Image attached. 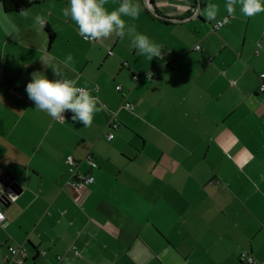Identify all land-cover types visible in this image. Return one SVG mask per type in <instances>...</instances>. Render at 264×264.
<instances>
[{"label": "crops", "instance_id": "1", "mask_svg": "<svg viewBox=\"0 0 264 264\" xmlns=\"http://www.w3.org/2000/svg\"><path fill=\"white\" fill-rule=\"evenodd\" d=\"M200 1L134 0L129 22L161 46L152 60L127 36L85 40L63 16L69 0L27 18L0 6V175L22 190L14 203L0 192V264L9 247L25 250L21 264H264V12ZM208 3L227 19L220 30L196 16ZM51 67L103 106L91 127L29 99L34 72L58 78ZM68 156L93 184L74 186Z\"/></svg>", "mask_w": 264, "mask_h": 264}, {"label": "clouds", "instance_id": "2", "mask_svg": "<svg viewBox=\"0 0 264 264\" xmlns=\"http://www.w3.org/2000/svg\"><path fill=\"white\" fill-rule=\"evenodd\" d=\"M108 0H69L67 7L63 8V16L70 18L77 25L79 34L88 41H97L118 37H129L131 46L137 50V54L146 56L149 60L161 57V46L153 42L147 35L138 32L136 25L129 21L139 18L140 10L134 0H120L119 6L109 11L105 5ZM246 17L255 16L264 12V0H225L224 7L229 14H234L236 7ZM219 7L208 3L199 12L208 22L217 21ZM27 18L28 12H21ZM127 17L128 20H125ZM35 24L46 25L45 19L37 15ZM219 22V21H217ZM44 65L46 61L42 57ZM73 57L68 54L61 61L65 67L72 64ZM58 77L50 80L41 72H34L32 80L26 86V92L30 100L35 103L36 109L47 113L52 119L63 122L64 113L71 111L72 120L81 122L84 127H91L94 116L102 110V105L87 88L78 87L74 79H68L59 67H51ZM152 74L148 73V79ZM4 195V190L0 187ZM7 198L15 202L19 197L8 191Z\"/></svg>", "mask_w": 264, "mask_h": 264}, {"label": "built area", "instance_id": "3", "mask_svg": "<svg viewBox=\"0 0 264 264\" xmlns=\"http://www.w3.org/2000/svg\"><path fill=\"white\" fill-rule=\"evenodd\" d=\"M227 22V19L225 18L224 20H221L217 23V25L215 26V30H220L221 27H223L225 25V23ZM260 80H261V86H260V91L262 93H264V73L261 74L260 76ZM136 79V77H135ZM118 91L122 90V87L119 86L117 88ZM123 108H125L126 110L132 111L133 110V105L131 103H129L128 101L123 105ZM109 126L113 129V130H117L119 128V123L112 120L109 123ZM115 138V134L113 132L108 134L107 139L108 140H113ZM66 163L69 166V175H72L73 177V184L75 187L77 188H83L87 185L93 184L95 182V179L93 176H80L77 175L76 171H75V167L77 166V162L75 161V159L72 156H68L66 159ZM3 177V176H2ZM2 177L0 175V187L3 188L4 193L6 196V193L8 191H11L12 189L15 188V182L13 181H9L7 178H4L2 180ZM5 220V215L0 212V221ZM9 254L7 256H5L4 258V262H6L7 264H21L23 263V255L25 254V250L23 248H14V247H9ZM75 254L77 256H80V252L74 248ZM45 254V253H44ZM241 261H247L249 264H257L256 261L254 260V258L252 256H248L247 254H243L241 256Z\"/></svg>", "mask_w": 264, "mask_h": 264}, {"label": "trees", "instance_id": "4", "mask_svg": "<svg viewBox=\"0 0 264 264\" xmlns=\"http://www.w3.org/2000/svg\"><path fill=\"white\" fill-rule=\"evenodd\" d=\"M41 3L37 0H0V4L3 7L5 13H21L23 11L29 10L34 5ZM47 32L49 33L51 43L54 41V33L46 27ZM81 254V253H80Z\"/></svg>", "mask_w": 264, "mask_h": 264}, {"label": "water", "instance_id": "5", "mask_svg": "<svg viewBox=\"0 0 264 264\" xmlns=\"http://www.w3.org/2000/svg\"><path fill=\"white\" fill-rule=\"evenodd\" d=\"M198 6H199V7L201 6V1H200V0H198ZM147 7H148L149 11L151 12V14H153L154 16H156V17H158V18H162V19L169 20V21H172V22H185V21H186V20H184V19H181V20H172V19H170V18H167V17H163V16H161L158 12H156V11L154 10V8L151 6V3L148 4ZM198 11H199V9H198ZM198 11H197V12H198ZM198 15H199V13L196 14L197 17H198ZM21 191H22L21 189H20V191H18V187H17V186H15V188L11 190V192L15 193L16 195L20 194ZM5 197L7 198V195H6ZM8 201L11 202V200H9V199H8Z\"/></svg>", "mask_w": 264, "mask_h": 264}, {"label": "rangeland", "instance_id": "6", "mask_svg": "<svg viewBox=\"0 0 264 264\" xmlns=\"http://www.w3.org/2000/svg\"><path fill=\"white\" fill-rule=\"evenodd\" d=\"M56 0H51V1H49V2H46V3H51V2H55ZM217 1V0H216ZM46 3H44V2H41V3H39V4H37V5H34V6H46ZM0 6H2L1 4H0ZM8 15H13V16H18L17 15V13H8ZM225 19V18H224ZM224 19H222V20H224ZM141 76V75H140ZM140 76H135L136 77V79L137 80H139L141 77ZM146 77H147V75H145ZM16 186V185H15Z\"/></svg>", "mask_w": 264, "mask_h": 264}]
</instances>
